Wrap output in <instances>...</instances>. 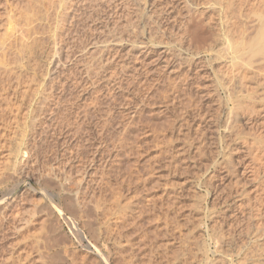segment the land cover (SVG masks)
<instances>
[{"label": "rangeland", "instance_id": "rangeland-1", "mask_svg": "<svg viewBox=\"0 0 264 264\" xmlns=\"http://www.w3.org/2000/svg\"><path fill=\"white\" fill-rule=\"evenodd\" d=\"M190 2L206 23L202 49L185 41L183 0H0V75L21 73L17 85L19 73L0 77V264H207L219 226L235 264H264V79L231 82L243 110L224 103L216 74L240 66L213 61V44H227L213 0ZM249 14L238 49L257 36ZM33 23L43 42L29 54ZM230 106L235 127L213 128ZM66 187L84 195L76 229L61 217L55 227L50 199L65 209Z\"/></svg>", "mask_w": 264, "mask_h": 264}, {"label": "bare ground", "instance_id": "bare-ground-1", "mask_svg": "<svg viewBox=\"0 0 264 264\" xmlns=\"http://www.w3.org/2000/svg\"><path fill=\"white\" fill-rule=\"evenodd\" d=\"M184 2L185 1H187V3H186V7L188 8V12L186 13V14H188L187 16H188V18H186L185 20H186V23H185V25H183L182 24V22L180 23V24H182V26H183V29H182V27H180L181 28V30L183 31L184 30V32H182L183 34H185V36H184V38H185V41L186 42H188L189 43V45H188V43H187V45H188V48H189V46H193L192 47V49L193 48H197V49H202L204 46V41H203V39L205 40V37H206V35H202V33L204 32V30L206 31V29H205V27H206V23H204L203 24V20H202V18H200V15L198 16V14H197V10L194 8V7H196L197 5H195V4H193L192 2H190V0H183ZM191 1H193V0H191ZM222 1H225L226 2V5L225 6H223V5H221V3H223ZM53 1H50V3H52ZM195 2V1H194ZM51 6V5H50ZM60 9L62 10L63 9V2L62 1H60ZM250 10L251 11H253L254 12V14L256 13L257 15H255L256 17H258V20H257V23L256 24H254L253 25V27H252V31H250L251 33L252 32H254L255 30H257V36L255 37V38H252V40H250L249 42H248V44L246 45V46H244L243 44V50L241 49V48H239V49H241L242 50V52H240V50L238 49V47H240L239 45H240V43H242L243 42V40H244V36H245V32L248 30V27H247V24H246V22H245V18L248 16V15H250L249 14V12H250ZM45 11H46V13H47V8L45 9ZM44 12V11H43ZM194 12H196V14L194 13ZM213 12L215 13V14H221L222 16V18H220L221 20H222V26H221V30L223 31L222 32V35H223V37L225 38V43H227L226 44V48H223V47H221L222 49H216L215 48V46H214V44H213V61L214 60H218V59H220V58H225V60H226V62H227V64L230 66V67H235V66H240V68H239V71H238V73H237V71L236 72H234L235 74H233L234 75V77H231L232 76V74H229V71H225L224 73H222V74H216V85H215V87H220V88H222L223 89V91L226 93V97L224 98V100H225V102L224 103H226V104H229L228 103V101H233L234 102V105H235V107H236V110L237 111H239V110H243L244 108H246L247 107V105H246V102L244 103V100H240L239 99V96H237L236 95V93H237V91L236 90H234V89H236L235 88V86H234V88H232V86H230V84H231V82L234 80V79H240V78H242V79H248V77L249 78H251V77H253V76H259V77H262V80L264 79V0H213ZM65 13V12H64ZM64 13H62V11H61V13H60V20H63L64 18ZM45 14V13H44ZM44 14H42L41 16H43ZM185 14V15H186ZM45 16V15H44ZM217 17V16H216ZM216 17H215V19H216ZM42 17H40V18H37V20H40ZM214 18V17H213ZM44 18H42L41 20H43ZM219 19V18H218ZM67 20V19H66ZM184 20V21H185ZM37 23V22H36ZM36 23H33L31 26H28V28H27V30H26V36L28 37L27 39H26V41H27V43H28V46H29V49L27 50V52L29 53V54H32L33 53V51H34V48L35 47H38V45H39V40H40V42L42 41V39H40V37H39V35H40V33L42 32L41 30H42V28L41 27H43V26H41L40 25V23H38L39 25H37ZM42 23V22H41ZM217 23H218V20H217ZM220 23V22H219ZM218 23V24H219ZM179 24V25H180ZM43 25V24H42ZM220 26V25H219ZM169 27V26H168ZM100 28V27H99ZM179 28V27H178ZM178 28H177V30H178ZM39 30H40V32H39ZM176 30V31H177ZM38 32V33H37ZM43 32H44V29H43ZM241 33V36L239 37V34ZM255 33V32H254ZM42 34V33H41ZM206 34V33H205ZM177 35V34H176ZM255 35H256V33H255ZM44 36V35H43ZM43 36H42V38H43ZM203 36H205L204 38H203ZM246 37V36H245ZM253 37H254V35H253ZM207 39V38H206ZM247 39H248V37H247ZM250 39V38H249ZM161 40V39H160ZM184 39H182V41H183ZM43 42V41H42ZM155 42V41H154ZM160 43H161V41H160ZM174 43V42H173ZM215 43V42H214ZM139 44V43H138ZM168 44V43H167ZM170 44V43H169ZM184 44H185V42H184ZM153 45H155V46H159V44L158 43H154ZM162 45H163V43H162ZM166 45V44H165ZM175 45V44H174ZM181 45V44H180ZM183 45V44H182ZM186 45V46H187ZM154 46V47H155ZM167 46V45H166ZM184 46V45H183ZM205 46H207L206 44H205ZM221 46V45H220ZM160 47H161V45H160ZM165 47V46H164ZM184 48H185V46H184ZM211 48V47H210ZM209 47L207 48V49H210ZM167 49V48H166ZM161 50V52L160 53H158L157 55L159 56L158 58H159V62H158V64H159V66H167V65H169V67H168V69L169 68H171V67H173V65H174V56L173 55H169V54H167V50ZM176 49V48H175ZM181 49V48H180ZM191 49V48H190ZM189 49V50H190ZM197 49H194V50H192L193 51V55H198L199 53V51H196ZM188 50V49H187ZM204 50V49H203ZM168 51H170V49H168ZM172 51V50H171ZM170 51V52H171ZM179 51V50H178ZM211 51V52H212ZM225 51H234V54H233V57L231 58L230 56H226L225 55ZM149 51L148 50H145L144 51V53H148ZM177 52V51H176ZM180 52H182V51H180ZM184 52H185V50H184ZM188 51H186V53H187ZM203 52H205V51H203ZM125 53V52H124ZM178 53V52H177ZM207 53V52H206ZM205 53V54H206ZM236 53H238V54H236ZM136 54V53H135ZM139 54V53H138ZM192 53H190V55H191ZM244 54V55H243ZM188 55H189V53H188ZM138 56V55H137ZM175 56H176V58H177V56L178 55H176L175 54ZM6 57V56H5ZM136 57V56H135ZM157 57V56H156ZM178 57H180V53H179V56ZM181 57L182 58H180V59H182V60H184L185 61V58L183 59V57H185L183 54L181 55ZM187 57H189V56H187ZM191 57V56H190ZM113 58V57H112ZM192 58H193V56H192ZM191 58V60H193ZM15 59V61L18 63V58H14ZM178 59V58H177ZM190 59V58H189ZM189 59H186V61L187 62H189ZM197 59V58H196ZM6 61L7 62V60H5V58L3 57V59H0V61H1V63H3V65L5 64V62L4 61ZM181 60V61H182ZM179 61V60H178ZM193 61H195V60H193ZM177 62V61H176ZM183 62V61H182ZM191 62V61H190ZM52 66L54 67L55 66V61L53 60L52 61ZM56 64H59V63H56ZM226 64V68H228V65ZM188 65V64H187ZM190 65V64H189ZM213 65H214V63H213ZM225 65V64H224ZM51 66V67H52ZM58 66V65H57ZM56 66V67H57ZM175 66H177L176 64H175ZM89 67V66H88ZM189 67V66H188ZM187 67V68H188ZM229 67V68H230ZM9 68V67H8ZM8 68H6L5 66H4V73L2 74V75H0V77L2 78V80H1V82H3V80H5V81H11V79H14V77H13V73H19V72H16V71H12L11 69H8ZM201 68V67H200ZM1 69V68H0ZM51 69V68H50ZM87 69V68H86ZM173 69V68H172ZM177 69V68H176ZM175 69V70H176ZM233 69V68H232ZM251 71V73L250 74H248L247 73V71H249V70ZM158 71V70H157ZM189 71V70H188ZM191 71V70H190ZM189 71V72H190ZM185 73V72H184ZM233 73V72H232ZM237 73V74H236ZM20 75H21V73H19L16 77L17 78H15V83H16V85H17V82H19V79H20ZM242 79H241V81H242ZM235 81V80H234ZM10 83V82H9ZM14 84V83H13ZM19 84V83H18ZM1 85H2V83H1ZM0 85V86H1ZM11 86V85H10ZM4 87V86H3ZM3 87H1L2 89L1 90H4V88ZM14 87H16V86H14ZM19 87V86H18ZM21 87V86H20ZM12 89V88H11ZM15 89V88H14ZM215 89H217V88H215ZM6 91V90H5ZM9 91V90H8ZM13 91V90H12ZM10 92V91H9ZM2 93V92H1ZM12 93V92H11ZM10 93V94H11ZM5 94V93H4ZM12 95V94H11ZM11 95H10V97H11ZM10 97H9V99H10ZM14 98V97H13ZM3 99V98H2ZM7 100V99H6ZM223 100V99H222ZM223 100V101H224ZM223 103V102H222ZM220 105V104H219ZM231 107V106H230ZM228 107L229 108V110H228V115H227V117H226V119L223 121V124L221 123V121H217L216 123H213V128L214 127H219V126H226V128H234L235 126H234V124L235 123H237L238 122V119H235L234 120V124H231V121H230V117H235V116H237V114H238V112L235 114L232 110V108L233 107ZM227 108V109H228ZM207 111V110H206ZM223 111H226V110H223ZM233 113L235 114V116L233 115ZM223 114V113H222ZM224 114H226V113H224ZM202 117V116H201ZM220 117V116H219ZM195 119V118H194ZM232 119V118H231ZM216 120V119H215ZM217 120H220V119H217ZM223 120V119H222ZM187 121V120H186ZM233 121V120H232ZM221 123V124H220ZM181 124V123H180ZM199 125V124H198ZM198 125H197V127H198ZM223 128V127H222ZM187 129H188V127H187ZM216 129V128H215ZM197 132V131H196ZM202 133V132H201ZM186 134V133H185ZM197 138V137H196ZM208 148V147H207ZM199 149V148H198ZM194 152V151H193ZM184 153V152H183ZM210 153V152H209ZM37 156V155H36ZM212 156V155H211ZM27 162V161H26ZM223 164V163H222ZM217 165V164H216ZM205 170V169H204ZM45 178V180L47 179V178H49V177H44ZM63 178V177H62ZM69 178V177H68ZM44 180V179H43ZM45 180L43 181V182H45ZM48 180V179H47ZM50 180L52 181L53 179H51L50 178ZM50 181V182H51ZM69 181V180H68ZM41 182V181H40ZM42 182V183H43ZM53 182V181H52ZM91 182V181H90ZM89 182V183H90ZM38 183V182H37ZM57 183V182H56ZM19 184V183H18ZM44 184V183H43ZM52 184V183H51ZM69 184V183H68ZM54 185H55V183H54ZM57 186H58V183L56 184ZM59 185H61V184H59ZM65 185V184H64ZM63 184H62V186H64ZM66 185H67V182H66ZM65 185V186H66ZM61 186V187H62ZM71 186V185H70ZM47 187H49V186H47ZM64 188V187H63ZM46 190V189H45ZM44 190V191H45ZM66 190H68V192L66 193V194H68V196L72 199V200H68L69 202L71 201H74V199H78V196H80V195H82V193L80 194V192L79 191H76V193L75 192H72V191H74V189H73V187H72V189H71V187L69 188V187H66ZM90 190V189H89ZM84 191V190H83ZM47 193V191L44 193V194H46ZM84 193V192H83ZM80 194V195H79ZM85 194V193H84ZM47 196H48V194H47ZM67 196V195H66ZM66 196H64V197H66ZM67 196V197H68ZM48 197H50V196H48ZM81 197H84V195H82V196H80L79 197V199L78 200H81L82 198ZM81 198V199H80ZM74 201V202H76V203H74L75 204V206L74 207H72V205H70L71 203H69L68 202V204L67 203H65L66 202V200H64V203L63 204H66L65 206V209H64V205H62L61 206V204H59V203H56L55 201H54V199H50V202H51V204H52V206H53V208L54 209H56V212H57V216H55V217H57L56 218V220L59 218V217H61V218H63V219H65V220H67L66 222H70V227L72 226L74 229H76L77 227V225L76 224H78L79 222H77L76 223V221H75V214L77 213V210H78V208L76 207V205H78V203H77V201ZM80 202V201H79ZM206 204V203H205ZM198 205H199V203H198ZM72 207V208H74V210L75 209H77V210H75V211H73L72 210V208H71V212H72V214H73V217L71 216V217H69V216H67V214H66V212H68V210L66 209L67 207ZM79 206V205H78ZM76 207V208H75ZM197 207V206H196ZM45 208V207H44ZM201 208H203V207H201L200 206V208H198V209H201ZM69 209V208H68ZM83 209V208H82ZM66 210V211H65ZM41 211V210H40ZM55 211V210H54ZM70 211V210H69ZM79 212H80V214H81V211L80 210H78ZM43 212V211H42ZM75 212V213H74ZM79 212H78V214H79ZM51 213V212H50ZM55 214V213H54ZM70 214V213H69ZM213 215V213L211 212V210H210V212H209V207H208V210L207 211H205L204 212V216L207 218V217H209V215ZM56 215V214H55ZM75 215V216H74ZM141 215V214H140ZM51 216L53 217V215H52V213H51ZM81 216V215H80ZM77 217V216H76ZM88 217V216H87ZM128 217V216H127ZM204 217V218H205ZM60 219V218H59ZM59 219L57 220V223L59 224V226H58V224L56 223L55 225V227H56V229H59L61 226H60V221H59ZM52 220V219H51ZM59 221V222H58ZM84 222V221H83ZM87 222V221H86ZM62 223V222H61ZM76 223V224H75ZM138 224V223H137ZM215 224H216V222H215ZM215 224H213V226L215 225ZM220 224V223H219ZM225 224V223H224ZM62 225V224H61ZM80 225V224H79ZM218 225V224H217ZM219 226V225H218ZM141 227V226H140ZM62 228V227H61ZM219 228H220V226H219ZM218 228V229H219ZM72 229V228H71ZM114 229V228H113ZM211 229V228H210ZM216 230V228H215V230H214V228L212 229V230H214V234L212 235V241H213V239H214V241L213 242H215L216 243V253L218 254H216L217 255V258H216V256H215V259H213L214 258V256H213V258L211 259V261L209 260L210 259V257H209V259H208V261H209V263L210 264H235V262L233 261V259H232V257H228V256H230L231 254V252L228 254V252L227 251H223V249H221V248H223V247H225V246H223V244H224V234L222 233V232H220L221 231V228L219 229V230ZM71 231V230H70ZM74 231V230H73ZM75 232V231H74ZM258 232V231H257ZM228 233V232H227ZM255 233V232H254ZM211 234V232L209 233V235ZM262 235V234H261ZM65 236V235H64ZM211 236V235H210ZM113 237H115V236H113ZM208 237V236H207ZM231 237V236H230ZM56 239V238H55ZM114 239H116V237L114 238ZM118 239V238H117ZM51 241V240H50ZM54 241V240H53ZM227 241V240H226ZM202 241H200V243H201ZM203 242H206V241H203ZM203 242L201 243V245H199L198 243L199 242H197L196 243V245L198 244L199 245V247L201 248H203V252H204V249H207V248H204V245L205 244H203ZM130 243V242H129ZM253 243V242H252ZM227 244H229V243H227ZM242 244V243H241ZM120 245H122V244H120ZM197 245V246H198ZM209 245V244H208ZM233 245V244H232ZM223 246V247H222ZM227 246V245H226ZM48 247V246H47ZM198 247V248H199ZM206 247V246H205ZM196 249H197V247H196ZM248 249H250V245H248V243L246 244V245H244V246H241L239 249H238V254H239V257H240V260H245V259H247V256H248V253H249V250ZM200 250V249H199ZM208 250V249H207ZM251 250V249H250ZM262 251V254H264V246L262 247V249H261ZM101 251V250H100ZM99 251V252H100ZM206 251V250H205ZM230 251V250H229ZM232 251V250H231ZM198 252V251H197ZM200 252V251H199ZM207 252V251H206ZM205 252V253H206ZM211 252V251H210ZM215 252V251H214ZM227 252V253H226ZM200 253H202V250H201V252ZM212 253V255H213V251L211 252ZM253 253V252H252ZM197 253H195L194 254V256L196 255ZM206 254H208V253H206ZM57 255V254H56ZM55 255V256H56ZM184 255V254H183ZM203 255V254H202ZM200 256V258H201V260H203V259H205V258H203L202 259V257L205 255H203V256ZM253 255H254V253H253ZM255 255H256V253H255ZM261 255V254H260ZM58 256V255H57ZM56 256V257H57ZM208 256V255H207ZM207 256H206V258H207ZM184 257V256H183ZM198 257V256H197ZM226 257H228V258H226ZM55 258V257H54ZM199 258V259H200ZM229 258H231L232 260H230V262L228 263V259ZM248 258H250V257H248ZM198 259V258H197ZM53 260V259H52ZM206 260V259H205ZM205 260H203V262L205 261ZM199 262H200V260H198ZM197 261V262H198ZM207 261V260H206ZM206 261H205V263H206ZM207 261V262H208ZM194 262V261H193ZM193 262L191 263V264H193ZM198 262V263H199ZM183 263V262H182ZM201 263V262H200ZM209 263H207V264H209ZM108 264V263H107ZM195 264V263H194ZM201 264H203V263H201Z\"/></svg>", "mask_w": 264, "mask_h": 264}]
</instances>
